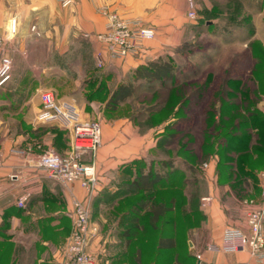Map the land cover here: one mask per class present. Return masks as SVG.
I'll return each instance as SVG.
<instances>
[{
	"label": "crops",
	"instance_id": "crops-1",
	"mask_svg": "<svg viewBox=\"0 0 264 264\" xmlns=\"http://www.w3.org/2000/svg\"><path fill=\"white\" fill-rule=\"evenodd\" d=\"M215 3L216 0H204L209 12L217 8ZM248 3L251 5L249 10L255 13L252 18L253 48L264 51V0H250ZM242 4L243 1L238 11H242ZM102 8L121 17L141 18L156 32L152 40L144 43L140 54L120 59L107 57L104 68L112 76L130 75L138 66L169 55L168 47L179 45L181 36L191 26L188 23V0H78L67 6L57 0H0V32L7 37L5 50L13 60L11 79L6 86L0 87V264H55L62 250L59 246L72 229L73 201L87 198L80 183L55 182L37 168L40 154L48 150L59 154L68 151L69 145L63 136L69 134L58 125L39 122L42 105L39 94L34 95L38 89L47 90L43 87L50 78L53 82L68 84V70L61 61L67 59L69 45L81 41L101 48L95 35L104 31L106 26ZM12 19H16L17 32L9 38L7 32ZM32 43L54 44V58H42L58 59L61 63L49 62L38 67L32 62L35 59L29 50ZM6 93H11L13 99L5 98ZM66 97L74 102L79 100L74 94ZM257 107L264 113V93ZM258 122V127L251 131L250 149L234 154V164L218 166L215 154V159L201 169L199 177L204 185L203 195L199 205L195 203L196 212L188 215L197 214L203 217V222L189 231L188 243L183 249L187 253L183 257L178 230L177 246L163 250L171 254L170 264L184 261L199 264L197 254L202 255L203 264L241 261L257 264L248 251L223 254L210 250V246L221 242L228 226L246 231L247 213L262 203L264 144L259 141L264 140V120ZM158 127L144 129L143 123L135 117L102 124L101 146L96 154L86 155L83 159L87 164H94L98 178L97 193L90 200L92 209L98 211L108 203L113 209L123 197L122 187L148 168L156 173H171L169 198L175 197L178 206L180 180L174 171L179 168L173 164L170 167L158 165L161 160L158 156H162L161 141L165 136ZM147 161H150L148 166ZM152 161H155L154 166ZM27 194L30 197L26 206L19 207L17 201ZM206 196L211 201L203 205L200 200ZM169 216L172 220L179 219L178 207ZM95 217L101 231L93 240L91 251L98 264H131L136 250L146 251L141 244L135 247L125 243L127 239L123 237L121 227H116L118 223H113L105 232L104 215L97 213ZM111 218L119 220L117 216ZM179 226L178 223L177 229ZM169 229L173 231V224ZM143 236L141 231L138 237ZM157 241L158 235H155V251ZM143 258L144 264H151L145 256Z\"/></svg>",
	"mask_w": 264,
	"mask_h": 264
},
{
	"label": "rangeland",
	"instance_id": "rangeland-1",
	"mask_svg": "<svg viewBox=\"0 0 264 264\" xmlns=\"http://www.w3.org/2000/svg\"><path fill=\"white\" fill-rule=\"evenodd\" d=\"M191 1L197 19H189L188 23L191 26L181 36L180 44L168 47L169 55L164 57L170 59L176 67L178 86H174L173 81L147 82L140 80L135 84L132 97L123 103L114 105L113 102L108 101L112 91L119 84L128 83L132 79L131 74L110 75L105 68L98 67L99 46L79 41L69 45L67 59L61 61L68 70V84L53 82L54 80L50 78L47 79L49 82L46 87H43L52 92L58 100L77 104L76 106L80 108L84 119H94L101 124V127L103 123L109 125L118 118L135 117L143 123L144 129L159 125L157 129L164 131L165 136L160 147L162 156H158L161 160H158L157 163L162 165L161 161L172 162L179 168V198L181 202L179 209L185 208L183 219L180 215L179 227L181 257L187 253L183 249L187 246L189 231L203 222V217L197 214L190 216L188 213H195L197 210V204L199 205L198 201L203 195L204 188L199 175L202 173L201 169L206 168L211 159H215L214 153L220 138L216 123L219 120L216 117L219 115L216 111L208 113V110L213 105L219 106L220 101L225 97L223 91L235 94L237 92L236 84L243 83L238 91L249 87L257 89L258 87L255 80L254 52L249 46L253 37L250 33L254 30L252 18L255 14L249 10L251 5L248 1L250 2V0H216L217 8L210 12L206 10L204 0ZM241 1H243L242 11H238ZM189 2L190 0H188V9L190 10ZM208 21L213 23L208 24ZM213 25H216L215 28H211ZM226 26L227 28H225ZM4 48H6V44ZM53 48L54 44H29L31 55L35 58L32 62H36L38 67L40 64L60 62L58 59L42 58L44 56L54 58L56 54ZM5 52L7 53L6 50ZM228 79L231 82L226 86L225 82ZM35 85L38 88V83ZM39 90L35 92L34 96L39 94ZM219 90L221 93L217 94L218 101L215 102V92L218 93ZM69 94L76 95L79 100L74 102L67 99L66 96ZM5 96V98L13 99L11 93H6ZM261 99L262 96L258 102ZM180 105L183 107L178 110ZM216 107L213 109L217 110ZM172 124L176 130L172 129ZM63 139L69 145L67 151L69 152L70 137L64 135ZM217 159L219 161V156ZM154 162H151L153 166ZM149 163L150 161L146 162L147 166ZM168 192L166 190L162 196L158 193V196L168 198ZM138 199L139 196L130 198L128 201L114 206L113 209L108 203L98 211L92 209L90 205L91 223L101 231L98 221L95 220V215L102 213L105 217L103 231L108 232L113 223H118L116 227L120 226L123 231L131 223L133 216L129 215V210ZM124 211L127 212V215L120 218V214ZM111 216H117L119 220L115 221V218L112 219ZM148 217L149 215L146 214H142L141 217V231L144 236L133 238L130 240V244L135 247H139L141 244L146 249L143 255L146 259L151 260L155 258V226L150 223ZM160 229L164 232L169 231L166 225L160 224ZM67 239L68 237L64 239L60 248L63 249ZM127 241L125 240V243ZM162 257L171 261L170 253L163 252ZM181 264H190V262L184 261Z\"/></svg>",
	"mask_w": 264,
	"mask_h": 264
},
{
	"label": "built area",
	"instance_id": "built-area-1",
	"mask_svg": "<svg viewBox=\"0 0 264 264\" xmlns=\"http://www.w3.org/2000/svg\"><path fill=\"white\" fill-rule=\"evenodd\" d=\"M57 1L67 6L78 0ZM189 4L188 18L196 20L193 2L190 0ZM101 12L107 21L104 31L95 35V39L101 45L97 55L99 68H104L107 57L120 59L140 54L144 50V43L156 35L153 27L147 25L141 18L121 17L106 8H102ZM16 32V19H12L7 36L11 38ZM6 41L7 37L0 32V87L9 83L13 70V60L4 48ZM39 98L42 105L38 116L39 122L55 124L66 130L70 137V150L65 155L48 150L38 156L36 166L55 182L80 183L87 195L84 200L73 201L72 229L55 264H98L96 255L91 251V244L99 230L91 223L90 208V200L97 193L98 178L94 164H87L83 159L86 155L96 154L101 146V124L94 119H84L73 103L58 100L50 91L39 90ZM29 197V194L21 197L17 205L25 207ZM201 201L206 205L211 198L206 196ZM246 224V231L235 226L226 227L221 242L212 244L210 250L223 254L248 251L254 262L264 264V189L261 205L247 213ZM195 257L199 264H203L201 254ZM233 264L250 262L241 261Z\"/></svg>",
	"mask_w": 264,
	"mask_h": 264
},
{
	"label": "trees",
	"instance_id": "trees-1",
	"mask_svg": "<svg viewBox=\"0 0 264 264\" xmlns=\"http://www.w3.org/2000/svg\"><path fill=\"white\" fill-rule=\"evenodd\" d=\"M215 26L216 25H213L211 26V28H215ZM225 28H227V26ZM250 34L251 36H253L254 30L251 31ZM249 46L255 53L254 54L252 52L255 59V80L258 84L257 89L249 87L242 91H238L239 88L242 87L243 83H239L238 85L236 84L235 88L237 86L236 90L238 93L236 92L234 94L230 91H223L225 97H223L222 101H220L219 106L216 107V105H213L214 108L216 107L218 109L214 110L213 107H211V109L208 110V113L216 111L219 115L216 117L219 118L216 123L218 127L217 133H219V135H217L218 137L220 136V138L214 153L219 156L218 166L227 165L232 162L234 164L236 156L234 154L243 152L244 150H249L253 139L251 131L252 129L258 127L259 120H264V113L257 107L258 99L264 93V74H261V71L264 70V51L255 50L253 48V41L249 43ZM176 76V67L173 65L170 59L159 57L157 59L150 60L145 64H142L135 68L131 72L132 79L128 83L119 84L112 91L110 100L108 101L111 103L113 102L114 105L127 101L134 94L136 82L140 80H145L147 82L173 81V85L178 86V79ZM229 82H231L230 79L226 80V86H228ZM220 93V90L218 91V93L215 92V102L218 101V97L216 96ZM186 99L188 100V97ZM182 105H180L178 110L182 109ZM173 126L174 124H172V129L176 130V127ZM245 129V133L241 132ZM259 143L261 145L264 144V140L262 141L260 139ZM161 163L163 166L168 167L173 164L172 162L165 161H161ZM178 172L179 171L177 170L174 171V175H177V178H179ZM170 174V172L156 173L153 172L150 168H148V171L141 170L132 181L122 187L123 189L121 191V195L123 197L119 200L118 203L120 204L123 201H128L130 198L139 196L136 204L130 207L129 210V215L131 214V216H133L131 218V223L129 227H125V230H123L122 234L123 237L128 240L127 244H130V240L138 237L141 232L142 214L149 215L148 218L150 223L155 226V235H158L157 250L155 251V258L150 260L151 264L171 263L170 260L168 261L167 258L162 257V253L163 250L172 249L177 246L176 233L179 230L177 229V224H180V220L183 219L185 215V208H181L182 210L179 209L181 203L180 198L178 206L176 205L175 197L173 199L169 198L170 187L166 188V186H171L169 185ZM166 190L169 191L168 198H160V196H158V193L162 196ZM176 207H178L179 219L174 218L172 220L169 214L173 210L175 211ZM126 213L127 212L124 211L120 215V218H123ZM159 223L161 225H167L168 228L169 225L173 224V231L170 229H168L169 231L167 232L162 231L160 229ZM141 251L136 250L134 252L133 256L131 257V264H144V255L143 251Z\"/></svg>",
	"mask_w": 264,
	"mask_h": 264
},
{
	"label": "water",
	"instance_id": "water-1",
	"mask_svg": "<svg viewBox=\"0 0 264 264\" xmlns=\"http://www.w3.org/2000/svg\"><path fill=\"white\" fill-rule=\"evenodd\" d=\"M213 22H211V21H208V24H212Z\"/></svg>",
	"mask_w": 264,
	"mask_h": 264
}]
</instances>
